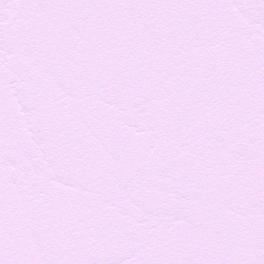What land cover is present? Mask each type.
Returning a JSON list of instances; mask_svg holds the SVG:
<instances>
[{
    "label": "snow or ice",
    "instance_id": "6c2138e0",
    "mask_svg": "<svg viewBox=\"0 0 264 264\" xmlns=\"http://www.w3.org/2000/svg\"><path fill=\"white\" fill-rule=\"evenodd\" d=\"M0 264H264V0H0Z\"/></svg>",
    "mask_w": 264,
    "mask_h": 264
}]
</instances>
